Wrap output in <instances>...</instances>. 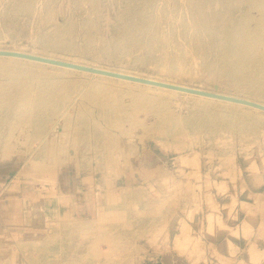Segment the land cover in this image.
I'll return each instance as SVG.
<instances>
[{"label":"rangeland","instance_id":"1","mask_svg":"<svg viewBox=\"0 0 264 264\" xmlns=\"http://www.w3.org/2000/svg\"><path fill=\"white\" fill-rule=\"evenodd\" d=\"M7 1L3 0L4 13L13 5ZM104 1L100 0L97 29L102 41L88 43L78 33L71 47L44 42L41 32L55 26L75 21L80 27L84 8H77L79 16L74 0H47L50 20L42 17L38 28L30 15L19 13L0 31V46L169 77L264 101L263 87L210 66L212 54L201 62L180 33L171 38L184 45L187 54L180 61L182 74L170 69L161 74L167 47H178L167 38L169 22L158 1L154 11L145 12L157 21L154 40L143 43L139 51L110 53L105 41L114 38L120 21L116 16L126 3ZM214 7L229 13L226 5L212 2L210 8ZM179 13L168 15L176 21ZM251 13L257 15L255 9ZM73 80L78 82L66 103L77 102L64 114L66 103L56 114L33 109L30 115L37 111L36 116L28 127L32 136L21 130L22 150L0 159V165L10 169L9 177L0 178V264H264V115L203 105L181 94L161 98L167 107L157 102L137 110L132 107L136 95L124 88L105 82L94 85L89 76ZM112 100L122 103L119 112L111 109ZM144 100L151 98L146 95ZM204 113L207 117L201 119ZM165 116L168 120L163 122ZM52 127L68 132L62 144L67 161L57 154ZM1 145L0 141V149ZM22 162L26 165L21 168Z\"/></svg>","mask_w":264,"mask_h":264},{"label":"bare ground","instance_id":"2","mask_svg":"<svg viewBox=\"0 0 264 264\" xmlns=\"http://www.w3.org/2000/svg\"><path fill=\"white\" fill-rule=\"evenodd\" d=\"M46 1L47 0H12V1L10 0V3L13 2L12 6L9 5L10 8L8 10L10 11V13L9 12L4 13L3 8L5 6L3 7V0H0V31L4 30V27L8 26V24L12 22L19 13L22 15L24 13H26L25 15L27 14L30 15L32 17V21L36 23L37 27L38 28L42 27L43 25L42 22H44V20L42 21V17L47 18L46 20H50L52 18L51 9L50 10L48 9L49 8L48 5H44ZM114 1L118 2L117 0H113V2ZM124 1L126 5L121 10V12L118 14L119 16H116L119 18L118 20H120L119 22H117L118 25L114 26V28L117 27L116 34L115 36L112 35V38L114 37L112 40L110 39L111 38L110 37L109 38L110 40L108 39L109 41L107 40L105 41L106 47L110 53H119V52L123 53L127 51L132 52L133 50L140 49V46L143 43H147V42L150 43L154 40L155 33L158 31L157 21L152 19L151 14L146 15L145 12H147V10L150 8H152L154 11V8H153L154 3L158 1V3L161 4V9H162L160 10V12H164L162 16L168 19V22H169L168 23L169 30L167 32V38L170 39L171 42H173L172 44H174L175 41L171 37H173L177 33H180L184 36L187 44L195 52L196 56L201 60V62H203V60L207 61L208 59L206 58L210 54H212L213 59L211 61H208L210 66H219L221 68H224L228 70L231 74L237 77H240V78L249 79L264 88V0H141V3L138 2L139 4L136 1L138 5L136 3H133L135 2V0H124ZM212 2H215L216 4H220V6L226 5L229 8L228 9L229 13L227 12L228 16L226 15V12L220 11V8H215V7L210 8ZM101 5H102V1H101ZM74 7L76 8V11H77V8L84 7L82 11L80 10L83 14V18L81 16L82 21L79 20L81 23L78 22L81 24L80 27L74 24L76 23L75 21L74 23L65 22L66 24L63 26H55L53 27L51 31L46 30L47 32H41L42 40L44 42L49 43L50 45L52 44V45H60L62 47H71L73 46L72 39H74V36L78 33H80L79 36L84 35L88 43H91L92 41H95V40L97 41L103 40V38L99 35L101 33H98L100 31L98 29L99 27L98 26L99 25L98 15H99V8H100V0H74ZM205 7L209 8L210 10L207 12ZM254 9L256 10L257 15H252L251 11ZM169 11L171 12L175 11L177 13L180 12L182 15L181 17H179L178 20L173 21L171 20V17L168 15ZM236 12L240 13L239 17L230 18ZM78 13L77 15L80 16V13L79 14ZM18 21L19 20H17V22ZM29 23H26V25L27 24L29 25ZM97 29H98V32H97ZM39 35L41 36V34ZM175 45L176 46L174 47H178L176 51L172 50L170 46L167 47L166 61H165V64L161 66V70H162L161 74H163L164 72L166 73V71H164L166 69L167 70L170 69V71L176 72V74H179V75L182 74V69L180 68V61L183 60L185 56H187V54L184 50L185 48H183L184 45H180V43H175ZM0 50L31 53V54H35L39 56L59 59L63 61H69V62L81 64V65H87L90 67H97L99 69H105L109 71L124 73L127 75L144 77L147 79L161 81L164 83L181 85L184 87H191L195 89H201L205 91H211L215 93L229 95L232 97L248 99V100L255 101V102H258L264 105V101L258 98L240 95L237 93H232V92H227V91L216 90L212 88H206L203 86H197L195 84H189L184 81L174 80L169 77H164V76L156 77V76L141 74L138 72L125 70L121 68L118 69V68H113V67L100 66V65H96L92 63L82 62L81 60L79 61L77 59L63 58L61 56H56V55L54 56V54L53 55L45 54L43 52L40 53V52L27 50L23 48H17V47L0 46ZM141 58L144 59L145 56ZM199 59L197 60L199 61ZM197 60H194V61L198 62ZM5 74H7V76L3 77V75ZM75 76H81V77L89 76L90 78L95 79V80H89L90 83L94 81V85L97 84L98 86L100 85L99 83L102 84V82H105L106 84H108L107 86L111 85L110 87L124 88V92L127 93L128 95L129 93L135 94L136 97H135V100L133 101L134 104L132 107H135L137 110L145 107L149 103L156 104L157 102H159L160 104H163L162 106H166L167 103L165 105L164 104L165 102H163L161 98L163 97L171 98V97H175L176 95L181 94L187 99L192 98V99L202 100L203 103L201 104L203 105L212 104L218 107H221L220 105H222L229 109L245 111L254 116L264 115V110H261L259 108H255L249 105L241 104V103L228 101V100L209 97L205 95H198L194 93H189L185 91H180L176 89L161 87V86L147 84V83H141V82L117 78V77H111V76H107V75H103L99 73H93L89 71L73 69V68L64 67L60 65L44 63L40 61L23 58V57L0 55V141L2 144L1 145L2 148L0 149V159L9 158L13 150H22L23 145L20 144L19 142H23V141L20 140V138L18 137L19 134L21 133V130L23 131L25 129L26 131L25 134H27L28 138L32 136V132L29 130L28 127H30L29 122L30 124H32L31 120L35 119V116H36L35 113L37 111L34 113L35 115L33 114L34 118L31 117L30 115L33 109L36 110L37 108H41V109L46 108L48 110H51V112L55 111V114H56V110H58V108L61 105L66 103V100L70 98L69 96H71L70 92H72L73 88L76 86L78 82V81L76 82V80L78 79H76L74 82L73 79L75 78ZM171 76H174V75H171ZM84 85L86 86V84ZM145 94L151 98V101L144 100V96H146ZM76 102L77 100L74 99L71 102V104L68 105L66 103L68 106L66 105L67 108L62 109L63 114L64 112H67L68 108L71 107ZM89 104L91 105V103ZM109 104L112 106L111 109L113 110L121 109L123 107L122 103L117 102L116 100L109 101ZM98 105L102 106L101 103ZM127 108L128 107H124V110H128ZM48 110L46 111L48 112ZM117 111L119 112V110ZM125 112L128 113V111H125ZM41 113L39 114L41 115ZM87 113H88V109H87ZM112 114L110 113L109 115H112ZM100 117H101V114H100ZM205 117H207V115L204 113L201 116V119ZM51 118H52V115H51ZM65 118L67 119V116ZM85 118L87 119V117ZM101 119L103 120L102 117ZM105 119H106V116H105ZM111 119H113V117ZM212 119H214V117L211 116L209 120L212 121ZM119 120H121V117L116 116L115 122H119ZM167 120L168 119H166V116H165L163 122H166ZM46 121L48 122V119ZM211 121L209 124H211ZM64 122L66 123V121ZM107 122L109 121L107 120ZM169 122H170V119H169ZM58 123L59 122H57L56 124ZM100 123L99 125H101ZM81 126H82V123H81ZM162 128H164V125H162ZM34 129L32 131H34ZM70 130L71 128L69 129V133H70ZM67 133H64V131L60 132L57 130V128L52 127L53 136L55 138H58V140H60V143H61V145L59 146L58 140H57V146H58L57 154L60 157V159H62L63 161H67V159H69L63 154V148H62V146L65 145L64 141L67 142L66 140ZM67 137H68V134H67ZM74 141H75V138H74ZM25 163L26 162H22L20 164V167L22 168L23 166H25L26 165ZM1 177L3 178V177H9V176L5 174H0V178ZM223 264H227V261L226 263H223Z\"/></svg>","mask_w":264,"mask_h":264},{"label":"water","instance_id":"3","mask_svg":"<svg viewBox=\"0 0 264 264\" xmlns=\"http://www.w3.org/2000/svg\"><path fill=\"white\" fill-rule=\"evenodd\" d=\"M0 55L23 57V58H27V59H31V60H35V61L50 63V64H54V65H60V66H64V67H69V68L83 70V71H89V72H93V73H99V74H103V75H107V76H111V77H117V78L137 81V82H141V83H147V84L157 85V86H161V87H167V88L185 91V92H189V93H194V94H198V95H205V96H209V97H214V98L228 100V101H232V102H236V103H241V104L249 105V106L264 110L263 104L255 102V101H251L248 99H243V98H239V97H232L229 95H224V94L215 93V92H211V91H205V90H201V89H195V88H191V87H184L181 85L164 83L161 81H155V80L147 79L144 77L127 75L124 73L109 71V70H105V69H99L97 67H90L87 65H81V64H77V63H73V62H69V61L53 59V58L39 56V55L31 54V53L0 50Z\"/></svg>","mask_w":264,"mask_h":264},{"label":"crops","instance_id":"4","mask_svg":"<svg viewBox=\"0 0 264 264\" xmlns=\"http://www.w3.org/2000/svg\"><path fill=\"white\" fill-rule=\"evenodd\" d=\"M8 172H10V169L9 167H7L6 165H0V174H7ZM10 200L13 198V197H9ZM14 198H17V197H14Z\"/></svg>","mask_w":264,"mask_h":264}]
</instances>
